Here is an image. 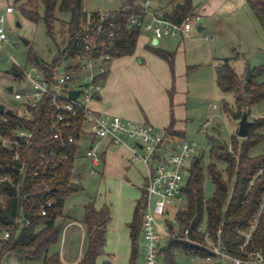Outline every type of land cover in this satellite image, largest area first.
<instances>
[{
	"label": "trees",
	"instance_id": "16d2710c",
	"mask_svg": "<svg viewBox=\"0 0 264 264\" xmlns=\"http://www.w3.org/2000/svg\"><path fill=\"white\" fill-rule=\"evenodd\" d=\"M15 0V4L22 16L28 21L37 23L43 20L46 26V34L54 40V25L59 20L55 17L56 11L70 15L67 22L68 41L66 47L51 62L29 55L30 64H37L45 71H52L59 61H76L90 58L92 53L83 45L80 32L84 26H90L91 39L99 45L94 51L93 57L100 54H109L113 59L132 56L142 33V27L131 25V20L138 17L143 20L145 8L136 4V0H125L122 7L112 12V19L105 26L100 25V12H86L85 0ZM264 32V0H246ZM31 3V4H30ZM40 3L44 7V13H39ZM30 5V7H29ZM13 7V6H12ZM193 15L192 0H184L180 8H174L171 13H165L164 19L176 25H181L184 20ZM112 23V27L109 24ZM100 35H97L99 28ZM114 33L110 38L108 34ZM149 50L158 58L165 61L174 76L175 53L168 52L158 47L149 46ZM216 83L223 93H234L236 96L233 118L241 120L244 113L251 118V108L264 103V83L258 82V78L264 74V68L252 70V77L244 85L240 76L235 71L232 59H225L215 67ZM7 75L15 82L25 80L23 70L14 67ZM109 72L99 76L96 81H104ZM175 88L169 92L173 99ZM52 109L49 104L40 105L33 112V118L27 121L17 114L9 115L0 113V131L5 138L13 139L12 132L16 129H28L34 131L32 146L25 144L21 149L22 160L15 162L13 154L0 144V226L8 228L14 219L25 217L30 220L29 227L23 229L18 236L3 242L0 248V264L6 255H16L26 258L27 262L36 264H64L61 259V249H58L62 229L58 226V220L65 218L63 209L66 199L83 190L82 183L74 175V166L80 141L84 136L86 120L84 113H79L72 122V128L65 136H73L75 141L64 151L66 157L59 162L55 169L52 165L47 174L35 177L37 171L42 172L44 158L52 151L61 152V143L49 140L48 130L51 125L50 115ZM174 123V119H172ZM173 127L168 128L170 133L183 137L175 132ZM264 130V117L253 120L246 141L239 147V156L230 153L228 149H212V158L225 163L227 169L224 174L215 164L207 167L204 161L196 159L191 169V177L185 189L187 209L180 217L183 221L195 219L196 225L201 223L207 214L208 226L212 234L216 236L222 229L227 246L235 252L238 244L236 233L238 230L248 228L259 213L264 196V176L260 178L250 192H247L250 180L257 172L264 168V153L257 157H251V150L263 141L261 132ZM234 146V145H233ZM25 166V173L22 167ZM9 177V182L2 181L3 177ZM210 179L215 186V194L212 199L205 198V183ZM231 199L228 203V198ZM54 199L57 204L49 210L46 216L39 212L40 199ZM147 203L145 189L141 190V196L137 200L133 220L128 225L131 239V252L128 264H138L141 250L139 239L144 210ZM227 205V208H226ZM83 224L87 227V245L82 259L78 264H99L98 259L104 254L107 245L108 223L110 222V210L106 206L97 210L93 203L85 205ZM64 229V227H63ZM2 242V241H1ZM264 249V212L260 218V225L251 249ZM163 264H178L180 255L195 259H204L208 252L204 248L183 241L172 240L161 250Z\"/></svg>",
	"mask_w": 264,
	"mask_h": 264
},
{
	"label": "rangeland",
	"instance_id": "374dc122",
	"mask_svg": "<svg viewBox=\"0 0 264 264\" xmlns=\"http://www.w3.org/2000/svg\"><path fill=\"white\" fill-rule=\"evenodd\" d=\"M29 1L35 5L33 0H23L22 4ZM136 2L143 8L154 11L159 7L165 9L176 7L178 3H184V0H136ZM208 2L209 0H192V5L193 7L199 4L204 6ZM8 6H13L14 12L6 16L4 25L8 40L0 43V104H5L8 109L11 108L18 112L20 103L14 100L12 93H9L6 88L8 84H13V80L7 75V72L16 66L29 72L30 54L38 59L41 58L51 62L56 54L66 47L69 29L67 22L70 21V15L56 11L55 17L59 21L54 25V40H52L46 34V26L43 20L35 23L25 19L18 5L15 4V0H0V15H6ZM193 12L199 15L198 10L193 9ZM39 13L41 15L44 13V7L41 3ZM145 21L149 22L150 19L147 18ZM201 23L206 24L207 29L203 32H198L196 28L192 31L191 37H189L190 35L187 36L188 34L175 37L166 34L163 36L159 48L175 53L174 76L166 63L169 70L168 75L160 73L155 76L154 90L148 95H143L140 90L131 86L128 99L139 109L150 102L161 107V92L159 93L158 91L162 89L167 97L166 103L170 107V118L174 119L171 111L172 109L174 110L176 102L170 98L169 92L175 86V91H180L177 89V84L178 82L180 85L183 84V87L187 88L186 92H188L184 103L186 115L183 114L181 119H174V123H170L168 126H173L175 130L182 131L184 138L196 146L193 160H203L205 167L215 164L217 169L224 174L227 165L212 158V149H228L230 153H236L238 157V149L246 139L238 136L240 121L233 118L232 115L236 111V96L234 93H223L218 88L215 67L225 59H232L235 71L238 74H242L240 79L244 85L248 68L252 70L264 68V32L246 0H228L223 8H217L210 16H202ZM162 30L165 31V26H162ZM144 32L149 33L150 31L142 28V33ZM207 38H214V41L210 42ZM24 40L28 44H25ZM182 48L186 50V53L184 58L183 55L179 56V58L181 57L182 67L181 69L179 67L180 71H178V66L176 65L178 54H180L178 51ZM113 63L114 60L112 65ZM130 69L132 70V67ZM182 80L183 82H181ZM169 81L172 84L167 89L166 85ZM258 82L264 83V74L258 78ZM15 88L19 90L17 85ZM214 105L217 107L214 108ZM260 117H264V103L251 108V118L249 120L253 122V120L255 121ZM147 124L154 126L156 130L161 127L155 123L148 122ZM201 129H204V132H200ZM261 134L263 135V141L251 150L250 155L253 158H257L264 153V130ZM83 141L80 150L81 154L86 152V149L91 145L92 139L86 141L83 138ZM112 151L115 152L116 150ZM112 153L107 159L104 178L100 175H91L89 173L88 164L86 165L87 159L77 163V168L81 170L82 174L83 190L70 195L66 199L63 209L65 218L58 220V226L62 229L58 246L59 250L62 244L63 227L69 221H75L66 230L64 239V252L71 260L77 258L81 248L82 233L78 223L84 219L86 204H94V202L97 205L107 204L113 220L114 216L124 220L123 218L126 215L132 220L134 202L139 198L141 190L144 189L145 183L141 170L137 172L138 167L135 166L132 167V174L125 173L121 165L120 154L112 155ZM193 160L187 164V167H192ZM184 177L185 182H187L189 172H185ZM224 177H227V174H224ZM214 194L215 186L210 179H207L205 183V198L207 200L212 199ZM186 203V200H183L179 206L186 207ZM113 220L108 229V241L103 254L104 262L109 264H127L130 252L129 234L125 230V226H123L122 230L112 228ZM86 228L84 226L87 235ZM1 241L2 231H0V248L3 245ZM83 244L85 245L84 239ZM143 247L144 239L140 236L139 248L141 251ZM177 263L202 264L195 258L185 255H180L177 258ZM2 264L36 263L27 262L24 257L6 255L3 257ZM138 264H144L141 254ZM159 264H163V262L161 261Z\"/></svg>",
	"mask_w": 264,
	"mask_h": 264
},
{
	"label": "built area",
	"instance_id": "2783aa9c",
	"mask_svg": "<svg viewBox=\"0 0 264 264\" xmlns=\"http://www.w3.org/2000/svg\"><path fill=\"white\" fill-rule=\"evenodd\" d=\"M13 12V7H7L6 15ZM144 13L147 14V11L145 10ZM6 15H0V43L8 40L4 29ZM112 17V12L100 13L101 27L105 26ZM200 20V16L191 15L181 25H176L164 19L163 13L157 12L151 14L150 22L135 17L131 20V25L152 31L157 39H161L165 34L172 37L189 34L198 27ZM112 25L109 24L111 27ZM162 26H165V31L162 30ZM101 27L97 35H100ZM80 36L87 51L92 53L90 58L71 62L59 61L52 71L48 72L37 64H30L29 72L23 70L25 80L14 82L12 86L14 100L20 103L18 112L10 108L12 114L15 113L30 121L35 109L40 105L49 104L52 109L51 125L48 130L49 140L61 143V152L52 151L46 156L42 172L37 171L35 177L47 174L52 165L55 169L59 167L58 161L61 162L66 157L64 151L68 152V147L75 141L72 135L66 137L65 133L72 128V122L77 115L80 112L84 113L86 120L84 136L92 137L91 145L84 154L91 175H99L102 171L104 162L102 148L105 143L112 147H126L131 153L130 163L143 169L144 189L147 195L141 226V236L144 239L142 249L144 264H159L162 261L161 250L172 240L204 248L208 255L203 260L208 264H264V249H251L264 212V196L259 213L251 225L236 233L239 241L235 247L236 253L227 246L222 229L216 236L212 234L208 226L207 214L197 225L195 219L183 221L180 215L185 213L187 206L181 207L179 204L186 200L185 189L191 177V169L196 162V159L193 160L196 146L184 137L170 133L168 128L156 130L152 126L118 116L96 115L90 109V103L99 98L103 82L96 79L109 72V64L113 58L109 54L93 57L99 45L91 39L89 25L84 26ZM108 36L113 38L114 33L110 32ZM16 85L19 90H16ZM71 91H80V94L76 99H72L69 96ZM216 107L214 105V108ZM1 122H6V119H2L0 124ZM200 132H204V129ZM12 137L14 138H5L0 131V144L13 154L15 162H20L22 146L24 144L32 146L34 131L16 129L12 132ZM192 160V167H187ZM25 170L26 167L23 166L21 171L25 173ZM185 172H189L187 182H185ZM263 176L264 168L250 180L247 192H250ZM2 181L9 182L10 178L3 177ZM231 194L232 191L228 203ZM56 204L57 201L54 199H40V215L46 216ZM30 224L29 219L21 216L14 219L8 228L0 226L2 242L8 241L13 233L18 236ZM61 257H63L62 251Z\"/></svg>",
	"mask_w": 264,
	"mask_h": 264
},
{
	"label": "crops",
	"instance_id": "0c3cea01",
	"mask_svg": "<svg viewBox=\"0 0 264 264\" xmlns=\"http://www.w3.org/2000/svg\"><path fill=\"white\" fill-rule=\"evenodd\" d=\"M124 1L125 0H97V1L96 0H85L84 6H85L86 12H89V13H91V12H100V13H102V12H115L122 7ZM227 1L228 0H209V2L207 4H205L204 6H201V4H199L195 7H193L194 10L199 11V15L196 14V12L195 13L193 12L194 13L193 15H198L200 17L210 16L211 14L214 13V11H216L217 8H219V7L223 8V6L225 5V3ZM146 2L148 3V1H146ZM136 4H137V2H136ZM174 8H176V7L169 8V9L159 7L157 9H155L154 11H149V10H147V8H145V10L147 11V14H145V17L143 19L145 20V19L149 18L151 21V14L157 13V12H161L163 14L171 13ZM145 22H148V21H145ZM199 28H201V29H200V31L198 30V32H203L204 30L207 29V25L201 23V20H200V24L198 25L197 29H199ZM191 33L192 32H190L187 36L190 35L189 37H191ZM184 35H182V36H184ZM211 39L212 40H209L210 42L214 41V38H211ZM155 40H157L158 42H157V45L153 46V42ZM162 40H163L162 38L157 39L155 37V34L152 31H150L149 33H145V32L141 33L139 40H138L137 47H136V51L132 56L113 59L114 60L113 65H112L113 61L109 64V75L106 78V80H104L102 82V91L100 93L99 98L90 103V109L96 115H105L107 117L118 116V117H121L124 119H128V120L135 121L138 123H143L146 125H148L147 124L148 122L155 123V124L161 126L160 129L170 128V126H168L170 123H172V119L170 118V112H169L170 107H169L168 103H166L167 97H166V94L163 92L162 89L160 91H158L159 93L161 92L160 93V97H161V101H162L161 107H159L158 105L157 106L153 105V102H150V103L144 104V106L139 109L133 102H130L128 99V96L130 94L129 89L131 86L133 88H136L137 90H140L141 94L148 95L152 90H154L155 83H156L155 82L156 81L155 76H157L160 73H163L166 76L168 75L169 70H168V66L166 65V62L163 61L162 59L158 58L156 55H154L148 48L149 46L159 48ZM160 49L164 50V48H160ZM178 53H180V54H178V59H177L176 65L178 66L177 67L178 71H180V69L182 67V61H181V57L179 58V56L183 55V58H184L186 50L182 48V49H180V51H178ZM111 65H112V72H111ZM130 67H132V70L130 69ZM179 67H180V69H179ZM238 75L241 76L242 74H238ZM11 80H13V79L11 78ZM181 82H183V80ZM171 84H172V82L169 81V83L166 85V88L168 89V87L171 86ZM13 85H14V80H13V84H8L6 86L7 91H8V87L13 86ZM177 89L180 91H178V92L175 91V93H174L173 101L176 102L175 103L176 105H175L174 110L172 109V111H171L173 113V117L175 120L181 119L183 114L186 115L184 103L187 99L186 93H188V92H186L187 88L183 87V84L180 85L179 82L177 84ZM175 90H176V86H175ZM176 92H177V94H176ZM3 105H5V104H3ZM173 107H174V103H173ZM6 110H7V107H6ZM142 121H145V122H142ZM172 129L175 132L180 133L184 137V133L182 131L175 130L174 127ZM83 138H85L86 141L88 139L89 140L92 139V137H90L88 135H85ZM83 142L84 141L82 139L80 150L82 148ZM102 149L104 151V162H103L102 171L99 174L102 178H104L105 167H106V164L108 161L107 159H108V156L113 152L112 150H114V151L116 150L115 152L112 153V155H114L116 153L120 154L119 156L121 158L120 160H121V165H122L123 171L127 174H132V172H131L132 167H135L136 165H132L130 163L131 153L126 147H112V146H109L107 143H105L103 145ZM80 150L78 152V155H77V158L75 161L74 175H76L77 180L82 183V174H81V170L79 168H77V163L81 162V160L86 161V159L84 157L85 153L81 154ZM87 164L88 163L86 161V165ZM137 167H138L137 172L139 170H141L142 178L144 181L143 169L140 168L139 166H137ZM124 187H125V185H124ZM140 196H141V192H140ZM140 196H139V198H140ZM139 198H137L134 202L132 220H133V215H134L136 203H137V200ZM94 205H95L97 210L103 208L104 206L109 208L107 206V204L97 205V203L94 202ZM109 210H110V208H109ZM67 219L69 220L68 217H67ZM123 219L124 220H121V218H119V217L116 218L114 216V220H113V217H111V212H110V222L108 223V229H109V225H110L111 221L113 220L114 223L112 224V228L122 230L123 226H125V230L128 232L129 238H130V231H129L128 225L132 222V220L128 218V215H126ZM73 223H75V221H73V222L69 221L64 226V229H63L61 251L63 252L62 261L64 262V264H72V263L78 264V262L82 259V256L86 250L88 238H87L86 232L84 230L85 225L83 224V221H82V222L78 223V226L81 229V233H82L81 234L82 242H81V246H80L81 248L79 251V255L77 256V258L71 260L68 258V255L64 252L65 233H66V230ZM83 239L85 241V245L83 244ZM107 241H108V233H107ZM130 252H131V239H130ZM130 252H129V258H130ZM141 256H142V251H141ZM196 260H198L199 262H202V264L206 263L203 259H196ZM104 261H105V258L102 255L98 259V263L99 264H105L106 262H104ZM128 262H129V259H128ZM128 262H127V264H128Z\"/></svg>",
	"mask_w": 264,
	"mask_h": 264
},
{
	"label": "water",
	"instance_id": "95a60500",
	"mask_svg": "<svg viewBox=\"0 0 264 264\" xmlns=\"http://www.w3.org/2000/svg\"><path fill=\"white\" fill-rule=\"evenodd\" d=\"M180 7H181V3H178L176 8H180ZM200 29L201 28H199L198 30L200 31ZM157 42L158 41L155 40L153 42V46L157 45ZM24 43L28 44V42L26 40H24ZM251 75H252V69L248 68L247 75L245 78L246 82H249L251 80ZM8 91L10 93H12L13 87L12 86L8 87ZM79 94H80V91H71L69 93V96L72 99H76L79 96ZM5 112L9 115H12V110H10V109L6 110L5 105L1 104L0 105V113H5ZM251 124H252V122L248 119V115L246 113H244L241 120H240L239 130H238V136L240 138L246 139L248 137V132H249V128H250ZM105 264H109V263L106 262Z\"/></svg>",
	"mask_w": 264,
	"mask_h": 264
}]
</instances>
